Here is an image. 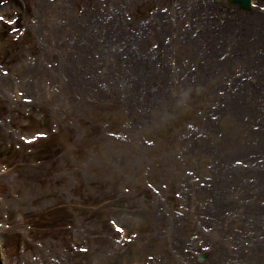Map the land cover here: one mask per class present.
<instances>
[{"label": "rangeland", "instance_id": "1", "mask_svg": "<svg viewBox=\"0 0 264 264\" xmlns=\"http://www.w3.org/2000/svg\"><path fill=\"white\" fill-rule=\"evenodd\" d=\"M97 3V39L100 33L112 37L106 40L110 46L118 40L115 32L107 33L117 14L136 30V51L123 69L111 61L110 51L106 65L100 54L84 57L82 63L63 39L45 38L60 23L70 33L89 27L93 21L85 14H92ZM170 7L168 0H14L0 9L8 29H26L20 37L3 32L0 23V161L6 164L0 163V231L6 264H264V150L257 147L264 139V91L257 89L261 80L253 77L254 71L243 70L241 61L227 62L218 73L226 60L219 58L232 55L228 42L210 40L202 53L180 47L172 32L180 29V21L173 14H160L170 18H163L166 29L150 26L152 13ZM251 12L245 16L264 18ZM190 19L194 30L199 28ZM166 38L171 42L164 45ZM160 45L170 49L171 63L165 58L158 64ZM149 48L155 65L150 71L141 58ZM255 54L264 67V46L256 47ZM184 59L190 61L191 75L182 79L173 67ZM50 65H56L50 76L36 71ZM78 68L89 84L78 92L69 87L68 100L57 82L66 85L67 75H78ZM157 70L169 73L167 86ZM236 74L258 91L255 116H244L246 104L229 105L228 96L217 94ZM36 133L47 136L27 147L21 137ZM190 174L200 181L210 175L220 181L216 203L222 194L227 205L213 204L199 182H194L195 190L184 187ZM56 210L62 212L55 215ZM110 215L128 231L125 246H114L105 219ZM62 218L66 228L53 232V221ZM252 236V242L245 241ZM19 241L25 243L24 252ZM205 247L209 249L201 253L206 259L199 263L194 252ZM181 253L186 260L179 258Z\"/></svg>", "mask_w": 264, "mask_h": 264}, {"label": "bare ground", "instance_id": "2", "mask_svg": "<svg viewBox=\"0 0 264 264\" xmlns=\"http://www.w3.org/2000/svg\"><path fill=\"white\" fill-rule=\"evenodd\" d=\"M228 26V25H227ZM54 32H56V34H55V36H59V37H62V35H66V30H65V27L64 26H59V28L58 29H55L54 30ZM47 37H49L50 35L49 34H47L46 35ZM216 36L218 37V38H223V40H225V38H227V37H222V36H220L219 34H216ZM184 39V38H183ZM231 40H233V39H231ZM75 42H76V40L74 41V43L73 44H71L70 42H67V46L69 47V48H71V49H77L78 48V45H79V43L76 45V47H74V45H75ZM99 44V43H98ZM97 43H95L94 41H91L90 42V44H88V42H87V40H86V37H85V39H84V41H83V46H84V48L86 49V50H88V51H90L92 48L93 49H95V50H99V45H98ZM119 43H116L114 46H117ZM117 47H119V46H117ZM247 51H248V46H247V43H246V48H245V45H244V53H243V55L245 56V58H242V60L244 61V62H247ZM147 57H149V55L146 53L145 54V56L143 57V61L145 62V66L148 68L149 66H150V61L147 59ZM114 58V61H115V63L117 64V66H118V68L120 67V65H122V64H124V61H122V59H121V55L120 54H118L117 52H116V54H115V56L113 57ZM66 60V59H65ZM150 68V67H149ZM36 71H38L39 73H45V74H47V70H46V68H44V67H40L39 69L38 68H36ZM75 82H77L78 83V85H80V82H78V80H75ZM262 86H263V88H264V81H262ZM69 87V85H67V86H64L63 88H68ZM68 95V98H69V100L71 99V94L70 93H68L67 94ZM230 97V96H229ZM235 98V100H233L232 101V103H231V105H236V106H244L245 104H250L251 106H253L254 108H255V113L254 114H256V111H257V106L259 105L258 104V100L256 99V96H255V94H254V92H248V91H244V90H237V93H236V96H234ZM263 102H264V100H263ZM255 116V115H254ZM263 135H264V133H263ZM260 138V137H259ZM258 147L260 148V150H263L264 149V139H260L259 140V142H258ZM212 148H215V147H212ZM256 161H257V159H255V163H256ZM258 165V164H257ZM263 167H264V164H263ZM187 181H185V183H186ZM203 184L204 185H200L199 187H203V188H205L206 190H202V192L203 193H205L206 195H207V198H210L211 200H213V201H211L213 204H215L216 203V199H217V196H218V192L220 191V190H222L223 189V187L221 188V182L220 181H216V179L215 178H213L212 177V181H211V183H210V181L209 180H207V179H204L203 180ZM186 187H188L189 189H191V190H195V185L194 184H189V183H187L186 185H185ZM227 192V191H226ZM228 193V192H227ZM232 194V193H231ZM226 197V196H225ZM216 205L217 206H219V205H221V206H225V205H227L225 202H224V197H222V198H219V202L218 203H216ZM242 206L244 207V205L242 204ZM222 212V211H221ZM220 212V213H221ZM170 238V240L171 241H176L177 242V237H175V236H170L169 237ZM249 240H252V237L251 238H249ZM259 252H260V249H259ZM215 254V253H214ZM213 254V255H214ZM180 257L181 258H184V257H186L185 255H180ZM214 258L216 259L217 257H212V259L214 260ZM219 260V259H218Z\"/></svg>", "mask_w": 264, "mask_h": 264}, {"label": "snow or ice", "instance_id": "3", "mask_svg": "<svg viewBox=\"0 0 264 264\" xmlns=\"http://www.w3.org/2000/svg\"><path fill=\"white\" fill-rule=\"evenodd\" d=\"M118 230H121L122 231L123 229H118Z\"/></svg>", "mask_w": 264, "mask_h": 264}]
</instances>
